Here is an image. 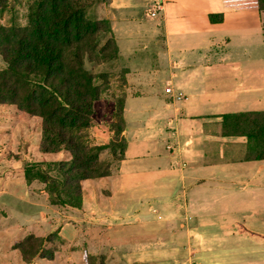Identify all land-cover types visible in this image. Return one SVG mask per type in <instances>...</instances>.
<instances>
[{
	"label": "crops",
	"instance_id": "0c3cea01",
	"mask_svg": "<svg viewBox=\"0 0 264 264\" xmlns=\"http://www.w3.org/2000/svg\"><path fill=\"white\" fill-rule=\"evenodd\" d=\"M155 1L108 0L96 9L128 70L127 145L109 183L84 181L82 210L61 209L72 218L60 234L75 242L76 216L99 215L102 243L159 238L186 245L197 264H264V161L249 157L245 134L225 132L226 117L264 112V12L236 10L224 0H160L163 11L151 18ZM41 134L39 122L28 125L15 166L64 158L38 152ZM94 136L105 144L98 139L105 134ZM10 172L0 196L8 192ZM172 254L134 246L122 258L149 264L141 262ZM61 258L56 254L51 264Z\"/></svg>",
	"mask_w": 264,
	"mask_h": 264
},
{
	"label": "trees",
	"instance_id": "16d2710c",
	"mask_svg": "<svg viewBox=\"0 0 264 264\" xmlns=\"http://www.w3.org/2000/svg\"><path fill=\"white\" fill-rule=\"evenodd\" d=\"M224 3L236 10L264 12V0ZM87 6L88 0H35L29 5L27 26H0L5 65L0 68V108L15 107L39 122L41 155H64L54 161H24L20 176L24 183L38 179L44 184L42 193L58 209L82 210L84 181L109 183L113 174L103 152L116 140L109 146L92 145L86 130L96 117L95 106L109 91L106 66L119 62V50L109 22L89 19ZM115 116L120 120L115 136L123 143L122 155L109 153L120 162L127 145L123 106ZM225 127L226 133L245 134L249 157L264 161V112L228 116ZM44 242L29 236L20 243L23 261L37 257Z\"/></svg>",
	"mask_w": 264,
	"mask_h": 264
},
{
	"label": "rangeland",
	"instance_id": "374dc122",
	"mask_svg": "<svg viewBox=\"0 0 264 264\" xmlns=\"http://www.w3.org/2000/svg\"><path fill=\"white\" fill-rule=\"evenodd\" d=\"M34 1L0 0V26H27L29 5ZM106 2L108 0H88L87 17L91 20H97L96 9L99 6L104 7ZM0 68H5L1 57ZM106 70V76L110 81L109 91L103 95V101L95 106L96 117L86 133L92 145H99L94 141V139L96 140L95 134H105V137L98 138L105 141L103 145L109 146L112 141L116 140L110 149L108 148L103 152V159L112 163L114 170L118 167L119 161L115 160L109 152L113 150L117 158L122 155L123 143L117 140L115 136L120 120L115 115L122 110L126 95L125 72L127 70L118 61L108 64ZM24 118L30 119V116L17 112L15 107L0 108V182L6 180L8 171H11L10 176L13 178L10 181L6 195L0 196V264H42V262L51 264L56 254H62L60 260L62 264L70 262L72 264H128L127 260L122 258V253L134 246L144 250L173 252L168 260L158 261L152 258L141 263L163 264L169 261L172 264H197L194 251L189 254L193 260L188 259L186 245L181 243L164 244L159 238L146 239L145 242L144 240L137 241L138 243L121 244L111 240L102 243L100 237L105 231L104 225L101 223L104 221L101 220L99 215L95 216L96 219L82 213L76 216L80 220L78 224L79 239L75 242H68L60 234V229L72 216L66 213L65 210L50 208L48 195L42 193L45 185L38 179L29 180L28 184L20 181L22 180L21 171L26 163L21 167L15 166V162L21 156V154H18V147L28 137V125L33 128H36V125L38 126L36 119H34V123H30ZM92 129H94L93 133ZM8 145L9 147L6 148L5 146ZM16 176H20L19 179ZM2 185V188L5 187ZM41 205L45 207V210L43 209V211L35 214L28 213L35 212L36 207H42ZM21 209L27 211V215H23ZM29 236L43 239L45 242L39 255L29 263H25L17 246ZM75 252L79 254L76 257L72 255Z\"/></svg>",
	"mask_w": 264,
	"mask_h": 264
},
{
	"label": "built area",
	"instance_id": "2783aa9c",
	"mask_svg": "<svg viewBox=\"0 0 264 264\" xmlns=\"http://www.w3.org/2000/svg\"><path fill=\"white\" fill-rule=\"evenodd\" d=\"M164 5L160 0H156L152 9L148 12V17L155 18L163 11ZM168 93H171V88L167 89ZM180 99V96L178 97Z\"/></svg>",
	"mask_w": 264,
	"mask_h": 264
}]
</instances>
